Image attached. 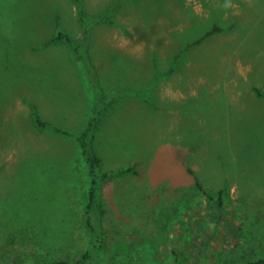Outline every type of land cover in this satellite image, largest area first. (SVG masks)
I'll return each instance as SVG.
<instances>
[{"label": "rangeland", "instance_id": "obj_1", "mask_svg": "<svg viewBox=\"0 0 264 264\" xmlns=\"http://www.w3.org/2000/svg\"><path fill=\"white\" fill-rule=\"evenodd\" d=\"M83 3L89 18L113 7L124 24H92L86 44L99 86L114 94L97 134L103 167L136 169L104 186L96 264L264 256V100L255 92L264 89V0ZM78 15L74 0H0V264L75 260L91 246L90 177L74 136L94 95L70 45L49 43L60 28L83 40ZM189 166L213 193L224 190L223 206Z\"/></svg>", "mask_w": 264, "mask_h": 264}, {"label": "trees", "instance_id": "obj_2", "mask_svg": "<svg viewBox=\"0 0 264 264\" xmlns=\"http://www.w3.org/2000/svg\"><path fill=\"white\" fill-rule=\"evenodd\" d=\"M78 12L79 20L83 29L84 37L83 42H77L70 33L62 31L60 28L59 32L54 35L49 43L52 42H67L72 48L74 54L80 59L84 68H86L88 77L90 78V87H92L94 99L92 104V110L89 116L86 118L81 131L77 133L75 137L76 141L80 145L81 155L83 156L85 163L88 168L90 177V185L88 189V202L84 207V214L86 218V226L89 228L91 246L82 255L75 260L69 259H45L37 262H28L23 264H96L100 256L103 253L106 241V230L102 226V194L105 184L117 175H124L130 172H135L133 165L127 167H120L116 169H105L103 167V158L99 155L96 148L97 133L102 122L105 120L107 115L106 105H110V101L113 98V93H107L99 86L96 78L95 67L91 61L88 46L86 44V32L88 27L96 22H109L114 23L113 14L114 8L112 7L106 13L94 15L88 17V11L86 10L83 0H74ZM61 26V25H58ZM221 27L214 26L212 29L207 30L203 35L188 44V47L201 43L206 37L212 35L216 31L220 30ZM180 54L176 55L174 63L178 61ZM174 63L169 70L161 71V77L174 71ZM256 96L264 100V89L255 87ZM35 123L40 128L49 127V123L42 120L38 111L33 112ZM53 130L63 132L67 135L72 133L68 130H64L58 127H52ZM188 171L193 175L196 186L202 191V193L211 200H216L219 205L224 204V190H219L217 193L205 187L196 171L188 167ZM238 264H264V256H259Z\"/></svg>", "mask_w": 264, "mask_h": 264}, {"label": "crops", "instance_id": "obj_3", "mask_svg": "<svg viewBox=\"0 0 264 264\" xmlns=\"http://www.w3.org/2000/svg\"><path fill=\"white\" fill-rule=\"evenodd\" d=\"M85 6V5H84ZM85 8H86V10L88 11V9H87V6H85ZM113 17V20H114V23H109V22H99V23H104L105 25H108L110 28L111 27H114V26H123L124 24L123 23H120L119 21H117V20H115L116 19V17H114V16H112ZM96 24V23H95ZM94 24V25H95ZM91 27H93V26H91ZM89 31V33H90V37H88V38H90V40H91V42L89 43V45H91L92 44V34L93 33H91L90 32V28L88 29ZM52 43H55V42H52ZM48 45H51V44H47V47H48ZM70 51V50H69ZM71 53V52H70ZM70 55V57H71V59L74 61V63H76V64H78V66L79 67H81L83 70H84V68H83V66H82V63H81V61H80V59L76 56V55H74V52L72 51V54H69ZM84 75H85V77H88V74H87V72H85V73H83ZM89 86V85H88ZM90 87V86H89ZM89 90H90V93H91V96L93 97V94H92V91H91V88H89ZM94 99V98H93ZM93 104V103H92ZM106 117L108 118L109 117V115H106ZM106 119V118H105ZM105 121V120H104ZM103 121V122H104ZM103 122H102V124H103ZM101 124V125H102ZM101 127V126H100ZM100 127H99V129H100ZM99 131V130H98ZM98 134V133H97ZM96 142H97V140H96ZM96 145H97V143H96Z\"/></svg>", "mask_w": 264, "mask_h": 264}]
</instances>
